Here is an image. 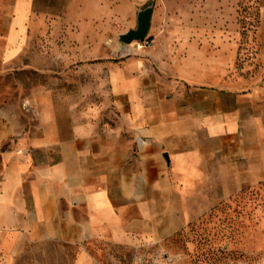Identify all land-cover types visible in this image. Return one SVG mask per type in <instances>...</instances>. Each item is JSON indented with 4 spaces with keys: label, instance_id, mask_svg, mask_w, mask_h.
Wrapping results in <instances>:
<instances>
[{
    "label": "crops",
    "instance_id": "1",
    "mask_svg": "<svg viewBox=\"0 0 264 264\" xmlns=\"http://www.w3.org/2000/svg\"><path fill=\"white\" fill-rule=\"evenodd\" d=\"M29 11L0 0V264H104L239 192L264 197V0L245 88L199 52L178 70L154 48L126 56L115 26H37Z\"/></svg>",
    "mask_w": 264,
    "mask_h": 264
},
{
    "label": "rangeland",
    "instance_id": "2",
    "mask_svg": "<svg viewBox=\"0 0 264 264\" xmlns=\"http://www.w3.org/2000/svg\"><path fill=\"white\" fill-rule=\"evenodd\" d=\"M26 1L37 26H109V36L115 26L117 40L127 26L136 28L140 10L152 7L150 46L144 50L176 56L175 69L199 52L207 66L219 70L221 85L239 88L254 84L262 70L258 30L263 0ZM52 35L44 32L46 45ZM135 42L119 40L126 56L141 52ZM22 75L26 81L34 77L30 71ZM102 254L104 264H264V197L239 192L162 242L143 240L132 249L112 247Z\"/></svg>",
    "mask_w": 264,
    "mask_h": 264
},
{
    "label": "water",
    "instance_id": "3",
    "mask_svg": "<svg viewBox=\"0 0 264 264\" xmlns=\"http://www.w3.org/2000/svg\"><path fill=\"white\" fill-rule=\"evenodd\" d=\"M153 8L147 7L140 10L137 15V26L119 35L122 43H132L133 41L147 38L152 25Z\"/></svg>",
    "mask_w": 264,
    "mask_h": 264
},
{
    "label": "built area",
    "instance_id": "4",
    "mask_svg": "<svg viewBox=\"0 0 264 264\" xmlns=\"http://www.w3.org/2000/svg\"><path fill=\"white\" fill-rule=\"evenodd\" d=\"M135 43H136L137 51H142L150 46V42L146 38L143 40H138ZM30 103H31L30 100L28 99L24 100V108L29 110Z\"/></svg>",
    "mask_w": 264,
    "mask_h": 264
}]
</instances>
